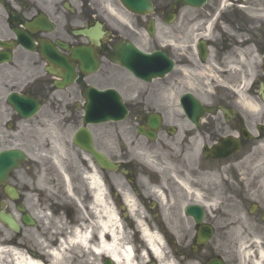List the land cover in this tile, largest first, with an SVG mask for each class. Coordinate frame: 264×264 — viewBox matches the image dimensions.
I'll return each instance as SVG.
<instances>
[{
	"label": "flooded vegetation",
	"instance_id": "flooded-vegetation-1",
	"mask_svg": "<svg viewBox=\"0 0 264 264\" xmlns=\"http://www.w3.org/2000/svg\"><path fill=\"white\" fill-rule=\"evenodd\" d=\"M150 1L153 12L146 17L127 12L133 31L112 27L106 19L108 14L101 11L98 5L102 2L116 5L120 4V0H0V53L10 52L13 58L12 62L0 63V148L12 140L9 134V111L6 110L11 107L6 100L11 91L35 96L42 107L46 101L52 100L55 102L51 104L53 110L64 105L70 112L66 122L72 123L75 122V113L69 100L83 99L84 90L88 86L104 90L114 87L130 101L126 103L129 110L127 120L120 123H128L137 132V136L149 145L161 144L162 141L175 144L177 141L173 139L180 138L181 148L197 149L193 157L197 165L193 177L201 193L207 190L208 196L205 198L211 200L212 196L222 193L227 199L235 196L244 203L237 205L239 209L236 210L230 205L233 200L226 199L223 206L225 210L216 212V219L212 222L208 221L205 210L202 224L212 227L213 236L206 244H199L197 232L200 225L194 223V232L191 234L180 229L182 224L179 211L181 209L184 214L188 205L174 178L181 177V168L173 167L170 171L141 175L150 183V190L155 187L163 193L166 203L164 211L158 198L149 196L143 189H136L137 165L128 157L116 160L121 164L120 169H128L129 174L125 176L127 182L132 179L129 186L125 180L120 181L121 184L136 189L134 194L138 208L149 214L142 223L162 233L166 257L174 259L178 264H206L214 257L224 258L226 264H255L257 260L259 264H264V120L251 128L250 118L239 107L237 99L238 91L242 89L245 97H253L262 102L264 13L256 23L254 15L240 12V4L253 3V0H206L201 7L189 6L186 2L202 0ZM151 21L156 22L158 33L162 24L166 28L164 33L172 37L162 50L174 61L173 68L164 77L155 80L164 82L165 86L178 84L181 89L178 99H186L181 104L175 99L174 105L176 103L177 108L160 110L145 103L155 80L147 82L134 77L129 70L111 59L116 45L123 42L136 44L138 30L142 28L146 32ZM99 24L102 25L103 35L95 49L100 67L95 73L84 74L79 70L78 61L72 57V50L83 45L90 47L92 41L77 32ZM27 39L32 44L30 47L24 43ZM150 39L157 38L153 36ZM176 40L179 41L178 57L174 52L176 46H173ZM44 46L47 49L52 46L70 64L76 66L77 77L72 84L63 89L58 88L59 81L64 82V78L58 74H66L67 68L59 67L57 62H48L41 54ZM156 49L154 47L151 51ZM251 49L262 55L260 68L253 76V86L249 85L250 69L246 60V52ZM207 65H211L212 74L217 75L214 82L220 83H214L212 100L205 102L200 80L203 68ZM10 68L14 70L12 78ZM176 71L178 73L175 77ZM121 73L125 79L120 77ZM113 80L119 81L118 87L109 85ZM137 95H140V99L133 101ZM189 97L199 100L207 108H188L191 103ZM74 106L77 108L79 104L74 103ZM162 106L171 104L164 103ZM76 110L82 111L79 107ZM156 113L162 115V124L158 138L153 142L137 129L140 126L147 127L148 118ZM231 137L242 145L237 153L227 158L210 155L211 148ZM259 140H262V177H255L257 174L242 176L235 172L236 162L242 159L241 154L250 144ZM215 180L217 187L212 185ZM261 185L262 189L259 188ZM82 200L84 205L89 204L91 196L83 197ZM242 246L249 252L246 258L238 253Z\"/></svg>",
	"mask_w": 264,
	"mask_h": 264
},
{
	"label": "rangeland",
	"instance_id": "rangeland-1",
	"mask_svg": "<svg viewBox=\"0 0 264 264\" xmlns=\"http://www.w3.org/2000/svg\"><path fill=\"white\" fill-rule=\"evenodd\" d=\"M248 1V0H247ZM255 2H243V4L239 5V9L241 13H249L254 15L255 22L257 23L258 17L264 13L262 9L263 0H253ZM101 11L107 13L106 18L108 22L114 28L120 29H130L134 31V28L130 25L131 19L127 12L122 8L121 5H111L113 11H109V4L101 3L98 4ZM233 6V5H230ZM116 7V8H114ZM108 12L112 13V16L109 15ZM114 14V16H113ZM160 25V33L157 39H150L144 32L142 28L138 30V38H135L136 44L139 45L142 49L150 51L154 47H164L168 44V39L172 37H168L164 33L165 26ZM258 28V27H256ZM179 41L176 40V47L174 48V52L176 57H178L179 52ZM247 54V64L250 69V77L251 79L254 76V73L258 71L261 65L262 55L255 52L254 49L249 50L246 52ZM208 67L203 68V74L201 75L200 83L202 84V90L204 91V101H210L211 96H213L214 83L217 85L218 82H214L213 79L217 77V75L212 74L211 65H207ZM11 71V78L14 77L13 68H10ZM178 71L175 72V77ZM124 75L121 73L120 77L122 78ZM33 77V76H32ZM130 78V76H127ZM31 77H28L30 79ZM124 78V77H123ZM122 78V79H123ZM126 78V77H125ZM124 78V79H125ZM119 81L113 80L109 85L117 86ZM130 81H127V83ZM106 86V85H104ZM118 87V86H117ZM150 94L147 95V100H144L145 103L150 104V106L159 108H177L176 98L180 93V87L178 84L175 83L174 85L167 84L165 86L164 82L156 81L151 86ZM140 90H142L140 88ZM7 92V91H6ZM140 99V95L133 98V101H137ZM80 100V98H76L75 100H69L72 109H74V117L75 122L68 123L66 122L67 119L70 118V112L64 108V105L58 106L57 110L52 109V105H54V101H46L44 106L42 107L41 111L33 118L28 120H16V125L12 126L10 130V136L12 140L5 144L4 147H17L22 148L29 152L31 155L34 156L36 160H30L26 165H23L21 169L15 170L10 178V182L15 185L21 193L24 194L26 192L25 188H30V191H27L26 194L21 196V200H18L17 203L11 202L8 200L7 203V211L16 214L18 221L21 222L20 217L21 214L17 210V204L20 202L27 203L31 208V212H33L36 216H43L42 219H38L39 226L38 231L37 228H32L30 226H23L22 232L19 235H15L12 231H10L7 227H5L0 222V231L4 230L5 233L9 234L11 237H16L17 239H26L29 245H32L33 248H37L36 235L40 234L39 229L43 231H49L48 228L50 227L51 230L54 231L55 227L57 226L59 214H63V218H66L68 215V208L72 210V214L79 212L80 204L75 201L76 198H79L82 201L83 197L88 196L89 187L86 183L84 175L86 172H90V166L88 161L85 159V154L78 149V147L72 144V136L76 129L81 125V111H77L74 103ZM238 100L244 105L243 112L244 114L249 115V124L253 128L256 124H260L261 121L264 120V103H262V110H254L251 109L252 107L246 106L245 97H238ZM164 103H170L171 106H162ZM65 104V103H64ZM248 107V108H247ZM243 108V107H242ZM52 109V110H51ZM10 112V117L13 118L15 115L14 111L10 108L6 109ZM246 112V113H245ZM17 118V117H16ZM66 122V123H65ZM15 123V118H14ZM92 131L96 137V147L107 153L110 158L119 159L121 157H128L131 158L136 165L138 166L139 172V179L138 185L143 190L147 191V186L150 185L149 182L143 181L140 179L142 178V173H149L152 172L151 169L153 167L159 168L163 167V171H159L162 173L166 170L170 171V168L179 167L181 168L182 173H189L188 175L193 177V172L196 169L197 165L193 157L195 155H190V149H183L180 146V138H174L173 141L175 144H165L164 141L161 144H147L142 138H139L137 132L134 128L130 127L128 123H110V124H102L98 126H92ZM262 140L254 142L250 144L247 150L241 154L244 157L240 164H238L235 168V172H239L242 176H246L247 174H257L255 176L257 178L262 177ZM194 150V149H193ZM125 151V153H124ZM145 152L150 153V156H145ZM146 158V159H145ZM151 158V159H149ZM145 159V160H143ZM148 160L151 161L150 165L152 168H149V165L146 164ZM160 162L159 165L157 163ZM67 171L70 176L71 181V189L74 190V194H69L66 188V183L63 178V169ZM62 170V171H61ZM137 170V172H138ZM106 178V191H107V198L108 202L111 206L115 207L113 197L110 194V188H114V181H117L120 178L118 173L113 172H102ZM262 182V181H261ZM174 185V183H173ZM214 186H218L216 180L212 183ZM211 185V186H212ZM175 186V185H174ZM139 188V189H140ZM262 189V185L259 186ZM181 193L183 194V199L186 203L194 202V197L187 194L180 188ZM25 190V191H24ZM37 190L38 192H36ZM127 190V189H126ZM125 190V191H126ZM128 191H131L128 188ZM207 190L204 191L203 198L207 197L206 195ZM41 193H44L42 196ZM0 197H3L0 193ZM25 197V200H24ZM213 197V196H212ZM5 197L2 199L4 200ZM213 199L217 200V205L213 207L214 209L208 210V221L212 222L216 218V212L221 211L225 206L227 200H233L232 205L234 209H239L237 205L244 204L235 196L225 198L222 193L214 196ZM227 199V200H226ZM43 200V202H41ZM41 205H44L43 210H41ZM57 206H60L57 210ZM238 207V208H237ZM118 208V207H117ZM116 209V207H115ZM119 210V208H118ZM225 210V209H223ZM121 213V211L119 210ZM119 214V213H118ZM120 215V214H119ZM179 216L181 220L182 226L180 227L181 231H188L190 234L194 232V220L191 217H186L179 211ZM183 218V219H182ZM60 225L62 227L66 226V224L61 221ZM59 225V226H60ZM60 226V227H61ZM54 228V229H53ZM123 230L125 236L128 239L129 244L133 245L137 254H138V262L140 264H149L151 260V253L144 254L143 252L146 251L145 243L139 233L137 234V228H131V225L127 227L124 225ZM23 233V234H22ZM0 233V237H1ZM138 236V237H137ZM21 237V238H20ZM32 241V243H30ZM142 256H139L141 255ZM73 257L72 264H98L99 262L94 259L89 261L84 260L82 257L74 254L73 251L71 253ZM143 257V258H142Z\"/></svg>",
	"mask_w": 264,
	"mask_h": 264
},
{
	"label": "bare ground",
	"instance_id": "bare-ground-1",
	"mask_svg": "<svg viewBox=\"0 0 264 264\" xmlns=\"http://www.w3.org/2000/svg\"><path fill=\"white\" fill-rule=\"evenodd\" d=\"M246 106L252 107L251 109L254 110L259 109L253 101H247ZM195 151L194 149L193 154H195ZM188 154L191 155L192 153L189 152ZM144 155L152 158L148 152H145ZM30 157L36 160L34 156ZM89 166L90 172H86L84 178L92 195V201L89 204L83 205L82 202L84 200L81 201L79 198H76L75 201L83 206L78 207L79 215L72 219L71 223L62 227L60 225L61 220L58 219L57 226L55 229L53 228L54 231L51 230V226L47 232L39 229L40 234L36 235V239L33 240L36 241L37 248L29 245L24 238L20 237L21 239L19 240L16 237H11L4 230L0 231L2 234L0 238V264H72L74 261L71 256L72 251L78 256L80 253V257L85 261L91 258L100 262L106 258L112 261L113 264H140L137 260L138 254L135 248L127 243L128 239L125 233H123L124 230L121 228L122 222L116 213V209L108 202L107 192L97 173V169L91 162H89ZM62 169L64 171L63 167ZM171 171L175 173L174 170ZM188 174L182 173L181 177L174 176L181 189L191 197H194L195 204L203 205L208 210L214 209L213 207L217 205V200L213 198L212 200H205L203 193L196 187V181L191 179ZM64 180L66 181V191L72 194L71 181L66 174ZM35 191L38 192L37 190ZM125 193L126 204L132 214H140L141 211L137 206L138 202L135 200L136 198L132 196L131 192ZM145 193L154 195L160 200L162 207H166L164 195L160 190L152 187L151 191ZM41 194L44 196V193ZM26 208L31 209L28 206ZM43 208L41 205L42 210ZM85 212L89 218L82 220ZM14 215L16 216V214ZM34 217L37 219L43 218V216L36 215ZM15 218L18 217L16 216ZM140 224L142 225L141 222ZM142 226L140 228L143 238L149 246L148 252L157 259L158 264H176L166 257L164 242L160 234L150 231L144 225ZM68 229L71 231L69 233L66 232L64 235L63 232L68 231ZM59 235L63 236L58 237ZM52 244L55 245V249L49 251L51 246L53 247ZM238 253L242 258H246L249 252L242 246ZM255 264H259V261L257 260Z\"/></svg>",
	"mask_w": 264,
	"mask_h": 264
},
{
	"label": "water",
	"instance_id": "water-1",
	"mask_svg": "<svg viewBox=\"0 0 264 264\" xmlns=\"http://www.w3.org/2000/svg\"><path fill=\"white\" fill-rule=\"evenodd\" d=\"M124 5L128 9H132V11L136 12H146L150 9V3L148 0H122ZM119 55L122 58L120 61L123 65L127 66L130 69L135 70L140 76H146V74L150 73V77L152 76H162L164 72H166V62L168 59L164 57V55L160 52H155L153 54H145L138 50L136 47L131 45L120 48ZM78 54V53H77ZM80 54L85 57H81L82 67L83 69H89V71H94L97 66V62L93 57H86L89 52L86 50H81ZM50 55V54H48ZM57 57L56 53L53 51L51 54ZM50 55V56H51ZM60 59V58H59ZM136 60V61H134ZM136 62V63H134ZM72 71L70 76H72ZM148 76V78H150ZM87 92L86 99L87 105L85 106V117L84 122L87 123H101L109 120H118L125 117V109L124 105L121 103V98L116 91L108 90L106 92L96 91L94 89H90ZM10 101L14 105V107L18 110V112L24 117L29 118L35 115L36 111L39 108L38 102L31 97H19L16 95L10 96ZM196 108H200L197 105ZM158 124V120H157ZM75 137V142L83 148L88 153H91L99 165L109 170H116L117 165H115L111 160L102 152L96 150L93 145L92 137L90 131L87 128H82L79 132H77ZM151 137H155V134L151 133ZM232 143H227L220 145L217 148V156H225L230 152L229 148L236 146H231ZM24 153L20 150H9L0 153V184L4 185L8 179V173L13 168L19 167L20 161L24 160ZM7 187V186H6ZM6 193L11 199L18 198L17 190L8 186L6 188ZM188 212L192 213L195 216V219L198 223L201 222L202 218V209L200 207H189L187 209ZM11 214H6L4 211L0 212V219L6 223L10 228L15 231H19V226L15 221ZM25 221L28 224H34L33 220L29 215L25 217ZM211 235V230L206 228L199 234V241L205 242L207 238ZM108 264H111L108 262ZM209 264H224L220 259H214Z\"/></svg>",
	"mask_w": 264,
	"mask_h": 264
}]
</instances>
